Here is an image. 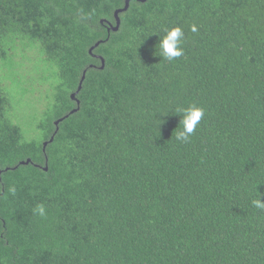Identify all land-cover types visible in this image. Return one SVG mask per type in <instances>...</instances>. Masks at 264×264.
Segmentation results:
<instances>
[{
	"label": "trees",
	"instance_id": "1",
	"mask_svg": "<svg viewBox=\"0 0 264 264\" xmlns=\"http://www.w3.org/2000/svg\"><path fill=\"white\" fill-rule=\"evenodd\" d=\"M125 3L0 0V264H264V0H130L109 31ZM24 39L56 76L33 138L2 81L27 70Z\"/></svg>",
	"mask_w": 264,
	"mask_h": 264
},
{
	"label": "rangeland",
	"instance_id": "2",
	"mask_svg": "<svg viewBox=\"0 0 264 264\" xmlns=\"http://www.w3.org/2000/svg\"><path fill=\"white\" fill-rule=\"evenodd\" d=\"M21 42L22 40H20L19 57L25 61L27 70H23L21 73L18 68L13 70L6 68L3 70L2 81L11 99L9 116L14 122L23 126L28 138H33L37 136L33 113L36 112L37 106L43 102L44 95L49 90L51 91V84L55 81L56 76L49 66L44 65L41 46L38 42L28 39H24L23 43ZM27 71H33L39 75L37 85L34 83L27 87L23 86V83H21L22 78H24L23 75L25 76Z\"/></svg>",
	"mask_w": 264,
	"mask_h": 264
},
{
	"label": "clouds",
	"instance_id": "3",
	"mask_svg": "<svg viewBox=\"0 0 264 264\" xmlns=\"http://www.w3.org/2000/svg\"><path fill=\"white\" fill-rule=\"evenodd\" d=\"M191 30L196 32V26L193 25ZM163 32L164 35H159V41L156 45V48L159 49V56L168 61L181 57L183 55L182 44L184 42L183 29L180 26H174L163 29ZM175 114L180 116L179 124L182 125V129L176 132L175 139L179 142H188L205 115L204 109L192 104L187 107L176 108ZM9 191L14 193L15 188H10ZM252 205L257 209L264 210V200L261 198L253 200ZM33 212L41 217L46 216V208L43 204L36 205L33 208Z\"/></svg>",
	"mask_w": 264,
	"mask_h": 264
},
{
	"label": "water",
	"instance_id": "4",
	"mask_svg": "<svg viewBox=\"0 0 264 264\" xmlns=\"http://www.w3.org/2000/svg\"><path fill=\"white\" fill-rule=\"evenodd\" d=\"M140 1H146V0H140ZM129 4H130V0H126V3H125V6L123 7V8H121V9H118L116 12H115V17H116V26H113L112 24H111V27L109 28V31H111V29H113L114 31H117L118 29H119V27H120V24H121V19H120V17H119V13L120 12H123V11H125V10H127L128 9V7H129ZM101 42V41H100ZM100 42H98L97 44H95L91 49H90V52H92V50L94 49V47L95 46H97V45H99V43ZM101 57V56H100ZM101 59H102V67L101 68H103L104 67V63H105V61H104V59L101 57ZM85 75H86V71H84V74H83V76H82V79H81V81H80V84H79V88H78V90L76 91V92H74V93H72V95H71V97L73 98V99H76V94H77V92L82 88V84H83V81H84V79H85ZM77 103H78V105L80 104V102H79V100H77ZM79 109V107L78 108H76V109H73L70 113H74L75 111H77ZM67 117V116H66ZM64 118H61V119H59L58 121H56V124L58 125V123L61 121V120H63ZM53 139V138H52ZM46 145H47V143H45L44 144V149H45V147H46ZM30 161V159L29 160H27L25 163H28ZM10 168H6V170H9ZM46 170L48 169L47 167L45 168ZM2 172L0 171V174H1Z\"/></svg>",
	"mask_w": 264,
	"mask_h": 264
}]
</instances>
